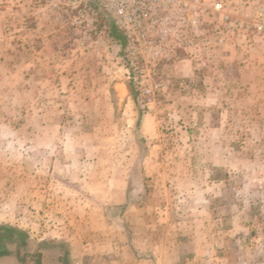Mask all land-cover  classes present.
Segmentation results:
<instances>
[{"label":"rangeland","instance_id":"obj_1","mask_svg":"<svg viewBox=\"0 0 264 264\" xmlns=\"http://www.w3.org/2000/svg\"><path fill=\"white\" fill-rule=\"evenodd\" d=\"M113 27L0 0L5 264H264V0L167 2L150 44Z\"/></svg>","mask_w":264,"mask_h":264},{"label":"built area","instance_id":"obj_2","mask_svg":"<svg viewBox=\"0 0 264 264\" xmlns=\"http://www.w3.org/2000/svg\"><path fill=\"white\" fill-rule=\"evenodd\" d=\"M89 6L93 12H100L113 20L115 26L123 32L126 42L142 38L150 44L153 42V22L167 2L175 0H78ZM154 47V46H153ZM140 52L152 50L148 46L134 47ZM154 49V48H153ZM155 51V49H154ZM150 93V89L145 90Z\"/></svg>","mask_w":264,"mask_h":264},{"label":"crops","instance_id":"obj_3","mask_svg":"<svg viewBox=\"0 0 264 264\" xmlns=\"http://www.w3.org/2000/svg\"><path fill=\"white\" fill-rule=\"evenodd\" d=\"M6 230L7 231H5V232L4 231L3 232H0V243H4V245H2V247H0V249L1 248L2 249L4 248V250H5L2 253L4 255L5 259L0 258V262L3 261L2 264H5V261L7 259H10L11 258V255L9 253H7L6 248L8 249L9 244L10 245H13L16 242H18V240H20V238H21V237H17L16 238V235H18L19 232H18V230H15V228L12 229V228H9L8 227ZM17 232H18V234H17ZM44 244H46V243L44 242L43 245ZM55 256L56 255H54V258L51 259L49 263L47 262L49 260H47L46 257L45 258L43 257L44 259H42L43 260L42 264H63V263H60V260L57 258V256L56 257ZM16 261H17V264H20L21 260H20V257L19 256H18V258H16Z\"/></svg>","mask_w":264,"mask_h":264},{"label":"trees","instance_id":"obj_4","mask_svg":"<svg viewBox=\"0 0 264 264\" xmlns=\"http://www.w3.org/2000/svg\"><path fill=\"white\" fill-rule=\"evenodd\" d=\"M111 36L118 41L122 46L126 43V37L116 26L112 28ZM141 114V112H140Z\"/></svg>","mask_w":264,"mask_h":264}]
</instances>
